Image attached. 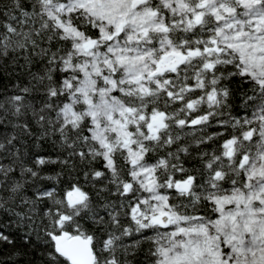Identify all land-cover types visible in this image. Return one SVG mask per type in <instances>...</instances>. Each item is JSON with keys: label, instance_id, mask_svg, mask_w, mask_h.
Wrapping results in <instances>:
<instances>
[{"label": "snow or ice", "instance_id": "snow-or-ice-1", "mask_svg": "<svg viewBox=\"0 0 264 264\" xmlns=\"http://www.w3.org/2000/svg\"><path fill=\"white\" fill-rule=\"evenodd\" d=\"M0 5V264H264V0Z\"/></svg>", "mask_w": 264, "mask_h": 264}, {"label": "trees", "instance_id": "trees-1", "mask_svg": "<svg viewBox=\"0 0 264 264\" xmlns=\"http://www.w3.org/2000/svg\"><path fill=\"white\" fill-rule=\"evenodd\" d=\"M5 2H7V0H5ZM0 7H2V5H0ZM10 79H14V78H10ZM5 83H8V79H5V80H2L0 81V87L3 86V84ZM9 87H11V85L9 84ZM34 151H41V150H34ZM49 150L47 149V146H45V148L41 151V154H46ZM196 162L195 161H191L189 162V164L187 165L188 167H191L193 164H195ZM81 180H83V177L81 176ZM46 186H48V182H44ZM2 226V225H0ZM20 236H22V233H16L15 234V239H16V242L18 245H22L23 244V241L20 239ZM21 252L24 251L23 248H20L19 249ZM142 259V257H141Z\"/></svg>", "mask_w": 264, "mask_h": 264}]
</instances>
